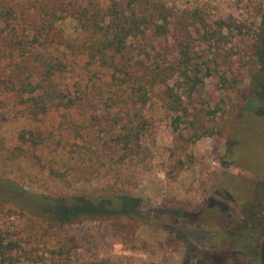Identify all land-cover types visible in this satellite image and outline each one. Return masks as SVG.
Segmentation results:
<instances>
[{"label": "trees", "instance_id": "trees-1", "mask_svg": "<svg viewBox=\"0 0 264 264\" xmlns=\"http://www.w3.org/2000/svg\"><path fill=\"white\" fill-rule=\"evenodd\" d=\"M194 29L207 42L225 39L217 36L220 33L201 10H185L177 16L163 0H0V130L2 122L13 119H26L33 125L19 131L14 146H8L0 132V173L5 175H0V264L70 263L79 245L69 228L85 222H104L113 237L135 247L138 225L161 224L169 233L186 234L204 226L213 210L221 213L219 223L227 228L228 247L222 250L214 245L210 251H226L221 254L226 264L231 259L239 264L248 257L262 264L264 170L247 180V185L225 178L217 194L226 203L212 199L209 207H190L171 198L148 210L145 199L129 193L113 172L154 127L146 117L153 98L161 101L170 128L186 144L225 135L228 121L216 133L196 118L190 120L181 85L172 83L179 62L187 65L192 60L189 44ZM140 40L148 52L156 50L154 45L147 47L150 42L164 40L166 45L153 58L137 59L131 47ZM255 56L258 69L252 73L245 100L227 111L235 123L248 117L264 122V14ZM166 57L173 63L164 67ZM78 59L86 68L107 75L96 83L93 95L113 126L112 142L120 153L115 165L93 153L74 164L44 161L38 153H44L55 139L54 132L40 123L51 113L75 108L84 96L66 81ZM218 112L221 109L209 115ZM184 127L190 136L182 133ZM236 134L229 138L222 162L244 166L235 159ZM177 163L168 172L169 178L185 167L184 162ZM12 177L20 178L19 183ZM36 182L57 186L61 193H30L23 187ZM14 217L23 220L22 235L4 223Z\"/></svg>", "mask_w": 264, "mask_h": 264}, {"label": "rangeland", "instance_id": "rangeland-1", "mask_svg": "<svg viewBox=\"0 0 264 264\" xmlns=\"http://www.w3.org/2000/svg\"><path fill=\"white\" fill-rule=\"evenodd\" d=\"M163 1L177 16L185 10H201L213 30L220 33L217 36L225 38L216 43L207 42L194 29V38L189 44L192 60L187 65L179 62L180 70L172 82L181 85L180 92L190 109V120L196 118L200 125L215 129L216 133L228 121L225 135L215 134L194 144H186L170 128L161 101L153 98L146 117L154 122V127L133 147L123 165H115L120 153L112 142L113 126L93 95L96 83H102L107 75L104 71H100L99 75L96 68H86L83 60L78 59L75 71L67 75L66 81L76 91L82 90L84 96L75 108L51 113L40 123L44 129L54 132L55 139L44 153H38L44 161H57L58 164H62V161L77 163L82 158L87 159V153L114 163L113 172L122 178L123 187L129 193L145 199L146 210L158 207L163 199L171 198L190 204V207L206 208L212 199L225 201L217 194L225 178L239 179L240 183L247 185V180H254V174L264 170V122L248 117L243 118L241 123H235L227 112L233 105L245 100L252 73L258 69L255 46L264 14V0ZM132 45L131 51L137 59L148 60L166 43L164 40L150 42L147 47L154 45V52L145 50L143 40L135 41ZM172 61L171 57L163 58L162 66H168ZM95 74L98 75L97 79L94 78ZM197 79L200 82L195 92L190 93ZM217 109H221V112L215 116L209 115ZM223 111L227 113L225 116ZM31 126L26 119H13L2 122L0 132L7 145L14 146L19 131ZM182 133L191 135L186 127ZM234 134L238 136L235 159L244 166L222 162L229 148V138ZM111 159H114L113 162ZM179 161L184 162L185 167L174 173L175 178H169L168 172ZM11 179L17 184L20 181L18 177ZM23 187L30 193H61L59 187L50 183L40 185V182H36ZM227 203L236 210L232 203ZM220 219L221 213L213 210L199 230L193 229L179 235L161 229V224H141L135 229V247L123 245L113 237L106 223L85 222L69 228L77 239L79 249L67 264H226L221 257L226 251H210L214 245L222 250L228 247L227 228L221 226ZM4 223L12 232L17 231L22 235V219L14 217L5 219ZM209 230L212 231L210 234L207 233ZM241 262L239 264H260L259 259L253 261L249 257ZM231 264L237 262L231 259Z\"/></svg>", "mask_w": 264, "mask_h": 264}, {"label": "water", "instance_id": "water-1", "mask_svg": "<svg viewBox=\"0 0 264 264\" xmlns=\"http://www.w3.org/2000/svg\"><path fill=\"white\" fill-rule=\"evenodd\" d=\"M261 260H262V264H264V238L261 246Z\"/></svg>", "mask_w": 264, "mask_h": 264}]
</instances>
